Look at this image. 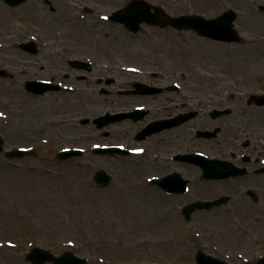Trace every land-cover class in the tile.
Here are the masks:
<instances>
[{"label": "rangeland", "instance_id": "1", "mask_svg": "<svg viewBox=\"0 0 264 264\" xmlns=\"http://www.w3.org/2000/svg\"><path fill=\"white\" fill-rule=\"evenodd\" d=\"M63 1L77 10L82 4L89 3L87 0L82 3L80 0ZM98 1L109 4L110 9L104 6V12L111 13L112 9L124 8L130 0ZM145 1L163 9L170 16L191 14L208 19L229 9L238 12L235 27L242 40L236 44L211 41L193 32L174 33L148 25L142 27L149 36L140 35L138 44L151 47L163 45L162 40L170 34V43L182 46L184 42L196 47L198 59L191 62V66L177 67V78L184 75V80L180 76L179 81L186 91L188 87L192 92H200L203 88L204 92L210 93L208 95L228 99V93L235 90L240 101L253 94H264V10L260 8L264 0H184L177 6L172 5L170 0ZM26 9H30L28 2L12 9L0 0V45L1 42L7 45L5 50L0 51V69L13 77L0 78V87L3 88H0V94L7 99H15V91L7 88L13 84L11 81L15 79L20 83L19 80H25L23 71L28 59L20 46L29 43L35 36L44 45L48 44L49 50H63L65 45H70L67 39L73 35V28L65 29L64 34L59 35L41 25L45 19H52L48 17L53 15L50 8L46 7L44 13L35 14L34 17H29ZM73 20L76 21V17L70 13L68 19L61 22L68 26L69 23L73 25ZM105 24L110 28L111 40H124L127 37L126 31L120 27L108 22ZM169 51L173 58L172 49ZM219 51L228 56L227 62L218 56ZM44 57L42 54L40 59ZM247 59L249 63H245ZM220 61L223 66L219 64ZM11 102L14 107V101ZM92 104L97 108L106 107V100L97 96ZM5 112L15 117L13 110ZM259 112L264 117V109ZM4 119L1 116L0 121ZM56 120L59 121L58 118L52 119L53 122ZM257 126L264 137V118ZM62 128V125L51 126L49 130L55 131L48 130L45 136L52 140V136L56 138L57 131H64V141L57 140L37 148L34 155H26L21 160H9L5 154L16 146L9 132L14 127L12 123L5 125L0 122V136L5 139V151L0 155V174H19V178L33 174L31 181L13 188L7 187L3 190L5 193L0 194V264H31L25 260V256L36 247L45 248L56 256L72 251L76 256L86 258L88 264H197L199 251L230 264H256L264 255V237L253 230L259 221L264 231V191L255 193V202L242 198L248 208L236 212L235 206L240 204L241 198V189H236V181L199 183L201 172L196 170L192 189L187 196H168L148 182L153 174V160L143 163L136 157L96 155L90 151L83 157L58 161V152L73 144L68 137L76 135L71 129ZM104 131L79 126L76 132H90L93 135V139L86 141L91 148L94 142H100L98 145L109 142L103 138ZM255 136L251 130L247 134L244 131L241 133L242 140ZM130 144L143 149L151 146V143L145 145L134 141ZM83 145L79 144L81 147ZM127 165L141 169L136 171L138 177H131L128 170L120 171ZM101 169L113 176L112 183L107 187H99L93 181L96 171ZM37 170L43 174L36 175L34 172ZM222 196L229 197L226 204L211 211H197L190 221H186L181 213L188 203ZM122 201H125L123 210L120 209ZM120 211L121 215L118 213ZM135 214L142 215L138 220L142 228L129 238L115 221L122 216L131 224ZM231 235L236 241H231ZM246 245L259 250H245Z\"/></svg>", "mask_w": 264, "mask_h": 264}, {"label": "flooded vegetation", "instance_id": "2", "mask_svg": "<svg viewBox=\"0 0 264 264\" xmlns=\"http://www.w3.org/2000/svg\"><path fill=\"white\" fill-rule=\"evenodd\" d=\"M87 1L89 3L82 4L78 10L88 5L91 12L86 9L84 22H76L77 26L83 28L84 35H72L67 39L70 45H65L63 50H49V46L35 45L34 52H24L28 59L23 71L25 80L17 83L13 79V84L7 86L15 91V99L9 98L8 104L15 117L10 116L4 122L5 125L12 123L14 127L9 131L10 138L16 144L12 149H37L57 140L64 141V131H57L56 138L52 136V140L45 134L51 126L65 125L66 119L67 123H72L66 130L71 129L76 133L74 137H68L69 142L73 143L71 146L86 144V141L93 139V135L90 132L77 133L79 126L98 130L95 121L99 116L121 114L124 119L110 123L102 134L109 141H106L109 147H125L129 151L127 156L135 151L142 152L136 157L143 163L153 160L154 168L151 171L155 178L179 174L188 181L182 194L159 190L172 197L187 196L192 189L196 170L201 172L199 183L210 182L204 178L200 165L177 160L178 156L202 154L209 160L227 161L236 169H244L245 174L236 175L233 180L236 181V189H241L236 212L245 211L248 205L242 198L255 202L250 191H264V137L257 126L264 118L259 112L262 108L249 105L248 97L240 101L235 90L228 93V99L208 95L210 93L204 92L203 88L200 92H192L188 87L186 91L179 81L180 76L183 79L184 75L177 78L178 66L167 47L171 42L168 39L170 34L161 39L163 45L151 47L138 44L141 33L131 34L127 31V37L114 42V45L109 38L110 28L99 18L106 11L104 6L110 9L109 4L98 0ZM28 2L30 9H26V12L29 17L44 13L48 7L53 12L48 17L56 20L59 26L58 21L67 20L70 13L76 16L78 11L63 0ZM118 9H112L109 15ZM162 30L180 32L172 28ZM61 31L64 33L65 29ZM42 54L45 57L40 59ZM7 75L4 78H13ZM145 87H154L157 91L143 94L141 90ZM97 96L106 100V107L93 106V99ZM11 101H14V107ZM70 115L73 118H65ZM54 118L59 121L53 122ZM151 125L155 126L152 134L139 140V134ZM250 130L257 136L242 140L241 133L244 131L247 134ZM49 131L54 132L55 129ZM31 138L32 141H29ZM132 141L145 145L151 143V146H145L146 149L141 151L139 146L130 144ZM85 154L82 153V157ZM125 170L131 177H138L136 171H141L130 165L120 168L122 172ZM123 176L126 177V173ZM250 247L246 245L245 250H259Z\"/></svg>", "mask_w": 264, "mask_h": 264}, {"label": "water", "instance_id": "3", "mask_svg": "<svg viewBox=\"0 0 264 264\" xmlns=\"http://www.w3.org/2000/svg\"><path fill=\"white\" fill-rule=\"evenodd\" d=\"M7 4L16 6L19 4H22L25 0H4ZM138 3L137 1H132V6L136 5ZM147 5L143 2L141 9L145 13L142 14L143 20L136 19L135 13H132L131 10H133V7L131 10L127 12V15L125 17V23L129 26L130 24L132 26L139 25V23L142 22H148L150 24H158L162 23L163 26L170 25L177 29H192L195 30L199 35L203 37H209L215 40H221L225 42H238L241 40L239 34L234 29V21L237 19V15H235L234 12L230 11L227 13H224L223 16H220L216 19L212 20H206L199 16H186V17H180V18H170L168 20H164L162 18V14H164V11L160 10L155 15H149L148 10L150 7H146ZM144 7V8H143ZM146 7V8H145ZM141 21V22H140ZM137 30V28L135 29ZM252 99L256 100L259 105H264V97H253ZM101 125L100 127H103L107 125L109 122L105 121V119H101ZM2 150V140L0 139V151ZM115 150H112L113 152ZM74 154H79V152H65L61 155L63 159H66ZM22 154L18 153H11L8 154L9 157L15 158L16 156L19 157ZM195 161V160H194ZM193 161V162H194ZM199 165H202V167L205 170L206 176L211 178H228L231 174H234L236 172V169L234 167H230L227 163L221 164L217 162H206V160L202 162H197ZM111 177L106 174L104 171L97 172L94 181L100 185V186H107L111 182ZM153 183L160 184L164 188L170 189L172 191V187H178L181 184L186 183V181L181 180L180 176H173V177H167L161 181H153ZM176 191H181L180 189H177ZM228 201L227 197H222L216 201L213 202H198L193 203L191 205H188L183 209V213L186 216L187 220L191 219L192 214L196 210L201 209H207L210 210L215 206H220L223 203H226ZM26 259L33 264H46V263H53V264H87V260L79 258L75 256L72 252H66L63 255L59 257H55L53 254H51L48 251L41 250L38 248H35L32 250L30 254L27 255ZM197 264H227L226 262L220 261L216 258H213L211 256H208L204 253H199L197 255ZM257 264H264V258L259 260Z\"/></svg>", "mask_w": 264, "mask_h": 264}, {"label": "bare ground", "instance_id": "4", "mask_svg": "<svg viewBox=\"0 0 264 264\" xmlns=\"http://www.w3.org/2000/svg\"><path fill=\"white\" fill-rule=\"evenodd\" d=\"M184 0H170L169 2L174 5V6H177L179 2H182ZM1 12V10H0ZM80 20V19H78ZM55 21L56 20H53V19H45V23L41 24L45 29L48 27V29L54 33V34H59V35H63L64 33L60 32V30H64V29H69V28H73V32L72 34L74 35L75 33H78L79 35H84L85 33L82 31V27L81 26H77V24L74 26L72 24H68V26H65L63 22L61 21H58L61 26L55 24ZM82 22H84V18L82 19ZM81 23V22H80ZM90 23V22H88ZM92 25V23H91ZM76 29H77V32H76ZM119 42L120 40L118 39H112V42ZM2 45H0V51H3L7 48V45H5V43L1 42ZM189 44V43H188ZM167 47H169V49H172V56L174 58V61L176 63V65L178 67H182L184 68V66H189L191 62L195 61L196 59H198V52H197V48L196 47H191L189 45H183V46H180L178 44H174V43H168ZM203 49V48H202ZM200 51H202L201 49H199ZM205 50V48H204ZM205 52V51H204ZM207 54H209V52L207 51ZM218 56L223 60L224 59V62H227L228 61V56H225L224 54L217 52ZM216 54V55H217ZM209 56V55H208ZM212 57H211V61H212ZM238 62L239 60L235 61L236 63V66L238 65ZM245 63H249V60L247 59V61ZM214 64H218L216 62H214ZM220 65L223 66V62L220 61L219 62ZM240 65H245V64H242V63H239ZM191 66V65H190ZM217 78V77H215ZM5 98L4 96L2 98H0V112H5L6 110H10L9 109V106H8V103L5 104ZM66 122V121H64ZM72 123H66L65 125L63 124L62 127L64 129H68L69 127H71ZM62 128V129H63ZM26 170V169H25ZM39 170H37L36 172H34L36 175H42L43 173H40L38 172ZM4 172H1L0 174V178H1V181H0V194H4L5 192H3V190L7 187L9 188H13L15 186H19V185H22L24 184L23 182L25 181H31V178L33 176V174H30L28 176H24L22 178H19V174H10V175H6V173ZM32 175V176H31ZM5 177H9L5 180H2L4 179ZM7 195V194H6ZM125 204V201H122L121 204H120V209H122V207L124 206ZM119 215H121V211L118 212ZM133 222L131 224L128 223V221H126L122 216H120L115 222L118 223L120 229L125 233L126 236H128L129 238H132L134 237L135 235V232H137L136 230H140L142 228V225H138L139 224V219H141L142 215L141 214H135L133 216ZM144 219V217H143ZM253 230H257L258 232H260L262 234V237H264V231L263 229L260 227V223L259 221L256 222L255 224V227L253 228ZM257 233V232H256ZM255 233V234H256ZM230 232L227 233V235H229ZM231 239L232 238V235L230 236ZM226 238H229V237H226ZM230 239V238H229ZM132 241H137V240H132ZM231 241H236V239L234 240H231ZM161 245H164V244H161ZM151 255V254H150Z\"/></svg>", "mask_w": 264, "mask_h": 264}]
</instances>
